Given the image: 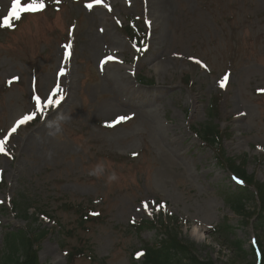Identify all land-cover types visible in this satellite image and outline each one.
Listing matches in <instances>:
<instances>
[{
    "label": "rangeland",
    "instance_id": "obj_1",
    "mask_svg": "<svg viewBox=\"0 0 264 264\" xmlns=\"http://www.w3.org/2000/svg\"><path fill=\"white\" fill-rule=\"evenodd\" d=\"M43 2L13 29L0 26V139L34 110L36 95L59 84L65 96L8 139L10 156L0 154V251L5 233L38 228L50 231L39 264H68L72 249L82 250L73 264H133L161 235L139 236L133 221H164L176 223L200 263L259 264L264 222L260 228L227 206L243 184L216 165L191 127L208 123L211 99L221 96L214 126L226 130V156L264 183V0ZM11 4L0 0V20ZM128 27L137 38L148 31L139 41L146 52L137 54ZM108 56L123 63L104 64ZM122 115L132 119L106 126ZM97 165L100 175H89ZM112 172L118 179L108 182ZM24 198L35 203L28 218L14 210ZM40 205L51 219L37 215ZM225 226L228 238L218 236Z\"/></svg>",
    "mask_w": 264,
    "mask_h": 264
},
{
    "label": "trees",
    "instance_id": "obj_2",
    "mask_svg": "<svg viewBox=\"0 0 264 264\" xmlns=\"http://www.w3.org/2000/svg\"><path fill=\"white\" fill-rule=\"evenodd\" d=\"M185 83H188V80ZM219 103L220 98L215 97L209 108V119H211V121L201 126L200 129L194 127V133L205 146L214 148L215 150L220 148L219 153L217 150V159L220 166L230 170L237 178L241 179L249 186H255L259 194L258 198L260 203L264 204V183L257 184L253 179L254 177L248 175L245 166L238 164L237 161L232 158L226 157L225 152L221 148L223 134L213 123L220 113ZM246 198L247 196H243L236 201L233 198H229L227 201L228 205L233 208L237 215L251 221L256 216L257 209L255 207L253 212L248 210L247 205L250 199L249 197L248 200ZM26 199L27 198H24L21 204L15 203L14 210L18 211L22 216L26 217L27 215L28 218L29 209H32L35 203H30V201ZM246 200L247 204L245 202ZM35 211L37 215L43 213L50 219L52 218L47 212L44 213V210L41 211L40 207ZM173 226L174 227H171V224L165 223L164 221H146L133 226L134 232L138 235L146 229H155L160 233H162V231L164 232L163 238L159 242H155L151 245L149 243L143 244L144 246L141 249L143 252V261L133 264H203L194 256L196 249L191 247L190 244L186 246L181 239V234L175 228L176 224L173 223ZM223 231L227 234L229 230L225 228ZM49 234V230L39 231L38 228H33L29 231L18 230L16 232L5 233L3 238V249L0 251V264H39L38 247L43 240L49 237ZM234 246L239 252H242L241 244L235 243ZM72 252L69 253L68 264H73L75 262V255L81 254L82 250L72 249ZM204 264L212 263L207 262Z\"/></svg>",
    "mask_w": 264,
    "mask_h": 264
},
{
    "label": "snow or ice",
    "instance_id": "obj_3",
    "mask_svg": "<svg viewBox=\"0 0 264 264\" xmlns=\"http://www.w3.org/2000/svg\"><path fill=\"white\" fill-rule=\"evenodd\" d=\"M57 3H59V0H57ZM96 4H102V0H95ZM88 9H92L93 4L89 3L86 5ZM103 7L107 8L109 12L112 11L111 7L108 4H103ZM45 8V4L43 0H31L30 3L22 4V0H12L11 8L10 11L6 16L3 17L2 20H0V26L4 28H13L14 26V21H19L21 20V17L25 13H34L37 11H42ZM119 24L120 22L117 21ZM148 27H151V21L146 22ZM103 31V30H101ZM66 47L69 49L67 55L70 57L72 55L71 48L72 45H66ZM133 47L136 49L137 52L143 53L148 50V45L143 43V42H137L133 44ZM109 61H115L119 63H123L122 61L116 60V58L112 56H108L104 60V64H107ZM193 62L200 65L203 68H207V65L203 64V62L199 59H193ZM101 70H103V64L101 65ZM61 76H64L65 73L61 71L60 73ZM135 75V73H133ZM18 79V78H17ZM229 76L226 74L223 76L221 81L219 82V86L221 88L226 87V82L228 81ZM65 96H64V89L57 84L54 89L51 91L50 94H48L46 97L43 99L39 96L36 95L34 97L35 104H34V110L31 111L29 114L23 115L20 119H18L15 122V125L10 128L8 131L7 135L3 138L0 139V154L5 155V156H10L11 154L7 151L6 149V144L8 142V139L14 134L17 133L18 129H20L22 126L28 125L30 122H38L46 119L48 117V110L49 109H56L61 105V102L64 101ZM132 119L130 116H119L116 118V120L111 123L106 125L107 127H115L116 125L126 122L127 120ZM34 126H36L34 124ZM135 155V154H134ZM0 176H2V172H0ZM239 183H242V181H237ZM3 201H0V204H2ZM145 210L148 209V205H144ZM166 207V206H165ZM151 214V213H149ZM98 215V214H97ZM135 221H133L134 223Z\"/></svg>",
    "mask_w": 264,
    "mask_h": 264
},
{
    "label": "clouds",
    "instance_id": "obj_4",
    "mask_svg": "<svg viewBox=\"0 0 264 264\" xmlns=\"http://www.w3.org/2000/svg\"><path fill=\"white\" fill-rule=\"evenodd\" d=\"M57 131H59V129H57ZM102 170H103L102 165H97V167L93 170H90L88 174L92 175V176H99ZM117 179H118V177H117L115 172H112L108 176V182H112V181H115Z\"/></svg>",
    "mask_w": 264,
    "mask_h": 264
},
{
    "label": "bare ground",
    "instance_id": "obj_5",
    "mask_svg": "<svg viewBox=\"0 0 264 264\" xmlns=\"http://www.w3.org/2000/svg\"><path fill=\"white\" fill-rule=\"evenodd\" d=\"M193 234H194L195 238H197V240H198V238H199V234L196 233V232H193Z\"/></svg>",
    "mask_w": 264,
    "mask_h": 264
}]
</instances>
